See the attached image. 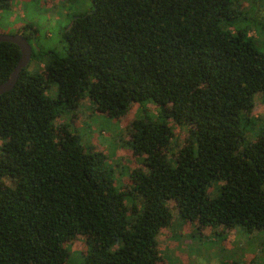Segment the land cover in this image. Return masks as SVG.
Here are the masks:
<instances>
[{
  "label": "trees",
  "instance_id": "1",
  "mask_svg": "<svg viewBox=\"0 0 264 264\" xmlns=\"http://www.w3.org/2000/svg\"><path fill=\"white\" fill-rule=\"evenodd\" d=\"M245 3L91 0L64 27L63 54L34 70L32 48L0 94V264H66L79 236L81 264H161L169 202L179 222L264 233V123L251 121L264 51L249 34L264 23ZM20 54L0 41V83ZM84 98L108 117L135 108L125 143L141 159L123 184L68 123ZM171 122L187 129L177 149Z\"/></svg>",
  "mask_w": 264,
  "mask_h": 264
},
{
  "label": "rangeland",
  "instance_id": "2",
  "mask_svg": "<svg viewBox=\"0 0 264 264\" xmlns=\"http://www.w3.org/2000/svg\"><path fill=\"white\" fill-rule=\"evenodd\" d=\"M246 1L241 0L243 5H246ZM90 8L91 0H9L0 9V32L15 33L19 28H26L35 52L30 67L38 70L46 60L47 52L64 53L66 44L61 37L64 27L74 17L89 12ZM256 14L264 23V0H257ZM249 34L256 38L257 46L264 51V24L261 29L251 27ZM51 93L54 94L53 91ZM151 108L153 112L156 111L155 107ZM134 111L132 107L125 116L108 117L93 110L88 99L84 98L68 121L80 142L92 145L104 153L107 164L115 168L114 177L119 184L125 183L128 172L140 165L141 157L134 156L125 143L128 140V124ZM63 121L67 119H57V123ZM251 121L259 128L264 123V101L258 94L254 96ZM171 124L174 130L172 145L173 149H177L187 129L185 126ZM169 206L171 222L157 237L161 264H264V243L261 246L264 233L239 235L235 232H216L207 227L198 228L195 223L179 222L174 203L169 202ZM82 240V236H79L67 244L66 264H81L84 251Z\"/></svg>",
  "mask_w": 264,
  "mask_h": 264
},
{
  "label": "water",
  "instance_id": "3",
  "mask_svg": "<svg viewBox=\"0 0 264 264\" xmlns=\"http://www.w3.org/2000/svg\"><path fill=\"white\" fill-rule=\"evenodd\" d=\"M0 41H10L17 44L20 48V58L17 61V64L13 68L9 77L0 83V94L9 91L12 89L18 79V75L23 68L27 66L31 59L32 47L28 42L27 38L21 33H1L0 32Z\"/></svg>",
  "mask_w": 264,
  "mask_h": 264
}]
</instances>
